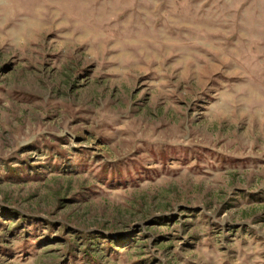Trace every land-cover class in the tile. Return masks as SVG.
I'll list each match as a JSON object with an SVG mask.
<instances>
[{"label": "rangeland", "instance_id": "1", "mask_svg": "<svg viewBox=\"0 0 264 264\" xmlns=\"http://www.w3.org/2000/svg\"><path fill=\"white\" fill-rule=\"evenodd\" d=\"M0 264H264V0H0Z\"/></svg>", "mask_w": 264, "mask_h": 264}]
</instances>
